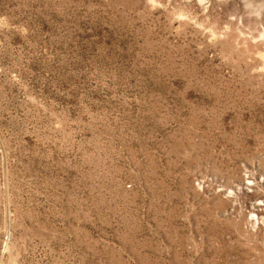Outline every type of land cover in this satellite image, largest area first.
Segmentation results:
<instances>
[{
	"label": "rangeland",
	"instance_id": "374dc122",
	"mask_svg": "<svg viewBox=\"0 0 264 264\" xmlns=\"http://www.w3.org/2000/svg\"><path fill=\"white\" fill-rule=\"evenodd\" d=\"M0 264H264V0H0Z\"/></svg>",
	"mask_w": 264,
	"mask_h": 264
}]
</instances>
